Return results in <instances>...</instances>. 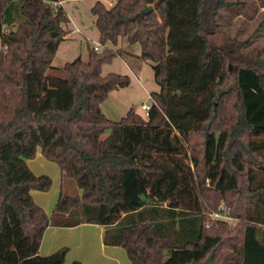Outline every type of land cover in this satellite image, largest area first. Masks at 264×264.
<instances>
[{"label":"trees","instance_id":"trees-1","mask_svg":"<svg viewBox=\"0 0 264 264\" xmlns=\"http://www.w3.org/2000/svg\"><path fill=\"white\" fill-rule=\"evenodd\" d=\"M55 2L0 0V264H64L68 248L39 254L44 234L81 224L132 264H264V61L210 40L229 3L96 1L102 49L56 69L70 19ZM124 41L160 91L148 117L113 122L101 105L131 79L102 67L132 55L111 48ZM39 150L62 175L51 216L32 195L53 184L28 166Z\"/></svg>","mask_w":264,"mask_h":264},{"label":"rangeland","instance_id":"rangeland-1","mask_svg":"<svg viewBox=\"0 0 264 264\" xmlns=\"http://www.w3.org/2000/svg\"><path fill=\"white\" fill-rule=\"evenodd\" d=\"M96 1H101L110 7L117 0H64L63 3H60L68 17L70 16L71 22L67 28L68 40L61 43L53 62V67L56 69H61L65 64L79 58L87 61L88 47L92 49L99 45V32L96 28L95 18L90 12ZM225 1L229 3V6L220 11L217 18L218 29L216 33L210 35V40L215 45L227 47L235 56L240 53L237 50V45L245 44L246 46L240 47L243 53L264 61V0ZM111 48L114 50L124 49L132 55L117 57L112 63L105 64L102 67V75L106 76L110 73L125 75L130 77L131 83L126 88L113 91L102 103V112L113 122H119L126 117L130 110L144 116L145 112L141 106L143 104L151 105V95L160 91L154 78V64L137 58L141 53L139 45L132 46L124 41L118 47ZM2 50L3 42L0 38V53ZM261 72H264V68ZM54 74L60 78H67L65 73L55 72ZM234 77L233 71L231 73L232 81H234ZM258 140L264 141V139ZM66 181V183L64 182V194L72 196L75 183L72 180ZM58 192L60 195V190ZM224 220L230 223L231 227L238 224V220L230 217L224 216Z\"/></svg>","mask_w":264,"mask_h":264},{"label":"crops","instance_id":"crops-1","mask_svg":"<svg viewBox=\"0 0 264 264\" xmlns=\"http://www.w3.org/2000/svg\"><path fill=\"white\" fill-rule=\"evenodd\" d=\"M63 1L61 0L60 3ZM27 163L34 174L38 176L47 175L52 178L53 186L48 192L34 191L32 193L35 202L51 216L59 195L58 191L60 190L61 193L62 189L60 168L48 162L43 157L41 150L37 152L34 159ZM104 234V227L93 224H81L70 228L50 226L44 234L39 254L49 256L62 248H68L69 252L64 264H73L74 262L82 264H132L124 248L104 244Z\"/></svg>","mask_w":264,"mask_h":264},{"label":"built area","instance_id":"built-area-1","mask_svg":"<svg viewBox=\"0 0 264 264\" xmlns=\"http://www.w3.org/2000/svg\"><path fill=\"white\" fill-rule=\"evenodd\" d=\"M59 5H61V4L58 3V2H55V3H54V6H55V7H58ZM77 31H78V30H77ZM93 49H94L95 51H100V50L102 49V47H101L100 44H99L98 46H95ZM141 108H142V110L145 112V117H148V116H149V112H150V110H151V105L143 104V105L141 106ZM214 218H216V219H224V217L220 216L219 214L214 215Z\"/></svg>","mask_w":264,"mask_h":264},{"label":"water","instance_id":"water-1","mask_svg":"<svg viewBox=\"0 0 264 264\" xmlns=\"http://www.w3.org/2000/svg\"><path fill=\"white\" fill-rule=\"evenodd\" d=\"M153 11H154V7H153V6H147V7H145V8L141 11L140 15H141V16H145V15H147V14H149L150 12H153ZM213 256H214V253H212V254L206 259V261H204L202 264H211V261H212Z\"/></svg>","mask_w":264,"mask_h":264}]
</instances>
